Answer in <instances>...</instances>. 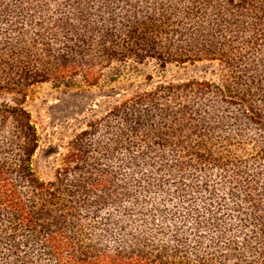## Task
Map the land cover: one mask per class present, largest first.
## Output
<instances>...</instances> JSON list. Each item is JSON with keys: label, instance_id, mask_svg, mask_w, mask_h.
<instances>
[{"label": "trees", "instance_id": "obj_1", "mask_svg": "<svg viewBox=\"0 0 264 264\" xmlns=\"http://www.w3.org/2000/svg\"><path fill=\"white\" fill-rule=\"evenodd\" d=\"M46 82L129 86L52 180ZM0 264H264V0H0Z\"/></svg>", "mask_w": 264, "mask_h": 264}, {"label": "rangeland", "instance_id": "obj_2", "mask_svg": "<svg viewBox=\"0 0 264 264\" xmlns=\"http://www.w3.org/2000/svg\"><path fill=\"white\" fill-rule=\"evenodd\" d=\"M203 74V70L190 66L171 65L167 73L157 75L152 84H145L144 75L135 78L132 84L144 88L159 80L202 77ZM128 88V85L122 86L111 92L100 87L66 86L53 82L33 88L25 106L31 112L41 136L34 161L36 173L45 180L54 179L56 171L65 163L69 144L86 126L91 115L104 113L113 96L126 94Z\"/></svg>", "mask_w": 264, "mask_h": 264}]
</instances>
